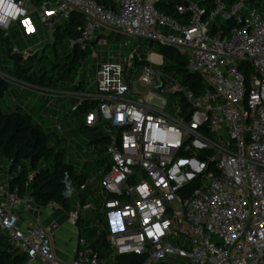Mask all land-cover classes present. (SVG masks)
<instances>
[{"label": "built area", "instance_id": "2783aa9c", "mask_svg": "<svg viewBox=\"0 0 264 264\" xmlns=\"http://www.w3.org/2000/svg\"><path fill=\"white\" fill-rule=\"evenodd\" d=\"M159 1L117 0L116 10L96 0H42L37 7L48 30L74 12L83 16L85 27L71 47L79 46L87 58L69 89L18 84L36 100L66 98L75 111L93 106L87 127H99L107 115L108 167L98 174L99 208L89 197L87 209L112 215L114 234L109 257L95 255L80 234L73 260L59 261L52 246L58 222L46 227L20 218L42 211L30 193L33 175L21 195L10 190L12 176L0 169V233L26 256L24 264H111L132 254L145 257L144 264H264V0L187 1L177 6V18L160 12ZM30 2L0 0L6 36L30 18ZM124 39L134 46L117 48ZM142 41L184 54L187 70L205 88L195 93L185 87L163 69L162 55L144 57ZM123 47L132 48L125 53ZM136 65H143L138 82L149 88L146 94L132 87ZM88 70L94 80L79 89ZM167 91L183 97L176 110L168 108ZM56 129L63 131L61 125ZM191 183L193 191L183 198L181 191ZM78 216L79 211L73 220Z\"/></svg>", "mask_w": 264, "mask_h": 264}, {"label": "trees", "instance_id": "16d2710c", "mask_svg": "<svg viewBox=\"0 0 264 264\" xmlns=\"http://www.w3.org/2000/svg\"><path fill=\"white\" fill-rule=\"evenodd\" d=\"M30 1L33 5L39 6L42 0ZM96 1L108 9H117V0ZM187 1L198 0H161L156 3V8L160 12L177 18L179 17L177 6ZM226 1L232 4L237 0ZM211 2L212 0H205L207 4H211ZM84 27L85 20L78 12L72 13L67 20L56 24L51 29V38H49V46L53 47L54 57H45L43 55L38 58L40 55L39 51L34 56L31 55L25 59L22 54H12V50L7 49V56L14 62L15 67L10 70L11 78L0 74V169H4V165L8 163L10 165V175L16 170L19 171L9 181V188L10 190L17 188L21 195H25L28 192V177L33 175L30 193L36 204L42 208L50 204H57L68 214L76 211L72 202L74 196L81 204H85L91 197L92 190L89 187L90 185L86 186L90 175L82 170L79 172L73 162L70 161L68 163L65 160V151L56 149V144L60 141L57 134L48 133L42 123L36 121L32 113L30 111L26 112L22 106L11 107L10 112H5L3 110V99L10 91V86L16 81L52 90L58 89L57 84L67 82L68 88L58 90L71 88L87 58V53L77 45L71 47V42L79 38ZM44 29L46 30L45 27ZM52 40L53 43H51ZM9 43L10 36H6L0 30V48H8ZM58 46L62 47L61 52H59ZM160 50L165 61L163 69L166 72L173 75L185 87L195 93H199L205 88L202 78L187 70V57L184 54L173 48L160 46ZM32 58H34V61H31ZM34 62H37V64L34 65ZM44 62H47L46 65L42 64ZM0 72H3L1 67ZM83 85V82H81L79 89H83ZM26 91L30 92L29 90ZM36 101L38 102L39 100ZM83 107H79L76 111H80ZM91 107L89 106V109ZM98 128L84 126L82 130L89 129L94 131L98 130ZM108 139L107 136L95 139V142L102 141L105 144L102 149L105 154H107ZM99 161L101 163L108 162V157L97 162ZM66 176H69V180L73 182L74 190L72 197L68 200L63 196L66 189L64 185ZM194 186L193 183L187 185L181 191V196L183 198L188 197ZM82 220L83 218L79 211L78 222L80 223ZM106 229L100 232L95 228L86 235L87 240L94 249L95 255L99 258L109 257L111 253L110 239L107 238ZM25 261L26 256L12 248L6 235L0 233V264H24ZM144 262L145 257L132 254L117 256L111 264H144ZM159 264L169 263L163 262Z\"/></svg>", "mask_w": 264, "mask_h": 264}, {"label": "rangeland", "instance_id": "374dc122", "mask_svg": "<svg viewBox=\"0 0 264 264\" xmlns=\"http://www.w3.org/2000/svg\"><path fill=\"white\" fill-rule=\"evenodd\" d=\"M261 1V0H257ZM250 5V3H248ZM36 5L32 6V13H34L33 17L37 18L39 17V13L37 12ZM50 9V6L48 7ZM222 22H220V25ZM25 26V25H24ZM15 31L21 34L22 32L26 33V26L23 28V25H14ZM52 30H45L42 31V40H39V46L36 49L35 53H33V56L40 51V55L38 58H41L43 55L45 57H54V51L53 47L49 46V38H51ZM35 34V32L33 33ZM51 40V39H50ZM111 44H113L114 40L108 39ZM130 42L132 43V46H134V40L132 39H124L117 43L116 47L119 48L120 45H124L125 43ZM53 43V40L52 42ZM141 47L144 57H150L151 55H161L160 45L158 43H151V42H141ZM132 47H123V51L127 53ZM4 49V50H3ZM59 52H61L62 47L58 46ZM5 47L0 48V67L1 70L6 73L7 75H12L10 73V70L15 67L14 62L9 59L5 53ZM3 59V60H2ZM2 61H5L6 63H3ZM31 61H34V58L31 59ZM32 63V62H31ZM47 62L42 63L43 65H46ZM37 64V62H34V65ZM138 66V67H137ZM142 66L136 65L137 75L133 77L132 79V87L140 94H146L149 91L148 87L142 86L138 82V77L143 73ZM160 66H154L155 69H159ZM10 73V74H9ZM86 84H84V88H87L91 85V80H94V76L90 73L88 70V73L85 76ZM58 89L62 88H68L69 85L67 82L59 83L57 84ZM57 89V90H58ZM9 94H7L3 99V110L5 112H10L11 107H19L22 106L23 109L28 112L31 108L30 104V98H25L26 96L23 95V92H28L24 90L19 84L13 83L9 88ZM17 90L16 93L13 95H10L11 91ZM132 93V92H131ZM22 95V96H21ZM21 96V99L18 100V97ZM164 99L168 103V108L171 110H176L182 101L183 97L180 94L173 95L170 93V91H167L164 94ZM50 100V99H49ZM47 101L45 106L41 108L38 115L34 117L36 121L39 120L40 123H42L44 129L48 133H54L57 134L60 138V141L57 142L56 149L57 150H64L65 151V160L69 163L70 161L74 163L75 168L80 172L81 170L84 172H87L88 175H90V179H93L94 177H97L95 186L96 195L99 193L98 189V183L100 182V176L99 171L103 173L107 167L108 162L105 161L101 163L98 160H101L105 157H107V154H105V151L102 150L103 147H105V144L102 141L95 142L96 138L101 137H109L111 133V127L109 125V122L105 119L107 115L104 117V119L101 122V125L99 126L98 130L90 131L89 129L82 130L84 126H86L85 123V116L87 113V109H89V105L86 103L83 108L80 109V111L75 112V107L73 106V102L69 99H61L60 102H56L53 104L52 109L48 108V105L50 104V101ZM21 103V104H19ZM32 104V103H31ZM34 104V103H33ZM58 106H62V109H58ZM61 125L63 128L62 132L57 131L56 126ZM56 138V137H55ZM10 165L6 163L4 165V171L1 173L4 175H7L9 172ZM19 173L18 170L14 171L11 176L15 177ZM93 192V190H92ZM93 195V201H96V204H99V199L96 198L95 192L92 193ZM73 207L76 211H80L83 220L79 223V231L80 233L87 237V233L91 231L92 229L97 228L100 232L104 231L105 228L107 231V238H111L114 234L113 229L110 226V220L108 214H101L99 211L94 209H87L88 206V200L85 204H81L77 201L76 197L74 196V199L72 200ZM174 208H177L176 204H173ZM84 233V234H83ZM171 264H185L183 261L180 260H170Z\"/></svg>", "mask_w": 264, "mask_h": 264}, {"label": "crops", "instance_id": "0c3cea01", "mask_svg": "<svg viewBox=\"0 0 264 264\" xmlns=\"http://www.w3.org/2000/svg\"><path fill=\"white\" fill-rule=\"evenodd\" d=\"M32 6L34 5L30 2L28 4L30 18L27 20H21L16 25L19 26L22 24L24 28L25 27L24 25L27 22L29 23V25L31 26L30 27L31 30H33L35 34H33L34 32L29 34L27 29H26V33L22 32L21 30V34H19L18 32L15 31V27L14 28L12 27L9 32V36H10L9 46L8 48H5L6 50L5 52L3 51V53L6 54V56H7V49L12 50V54L19 53V54L24 55L25 53H29L31 56L33 55V53H35L36 49L38 48L39 40H42L41 34H42L44 27L42 26L40 17H37V18L33 17L34 13H32L33 12ZM30 56H28V58ZM2 62L6 63L5 61H2ZM8 76L11 77V75H8ZM16 83L18 84L19 82L16 81ZM16 91L17 90L11 91L10 95H12V93L14 95ZM7 94H9V92ZM23 95L26 96L25 98L31 99L30 104H28V106L31 105V108L29 111L32 113L34 117L38 115L41 108L45 106L46 102L49 100L48 98V99L39 100L37 102L36 95L31 92H25V93L23 92ZM21 96L18 97V100L21 99ZM61 99H58V101H54L53 104H55L56 102H60ZM49 101H50V104L48 105V108L52 109V106H53L52 100L50 99ZM62 108L63 107L61 106V109ZM39 120L40 119H38V122ZM89 187L91 190H93V192H95V195H96L94 184H91ZM91 197H93V195H91ZM93 202L96 203V201H93ZM97 206L98 205L96 204V207ZM77 212L78 211H74L68 214L60 206L58 208H50V206H47L45 208H42V211L38 215L36 214L30 215V214L22 213L20 214V218L23 222L27 224L33 221H37L46 227H48L52 222H58L59 228L52 237L53 253L59 261L70 263L73 260V257L75 254L77 238L81 234L78 229L79 228L78 220L74 221L72 218V215ZM108 216H109V220L114 219L112 215L108 214ZM168 263L171 264L170 262Z\"/></svg>", "mask_w": 264, "mask_h": 264}, {"label": "water", "instance_id": "95a60500", "mask_svg": "<svg viewBox=\"0 0 264 264\" xmlns=\"http://www.w3.org/2000/svg\"><path fill=\"white\" fill-rule=\"evenodd\" d=\"M162 91V88H161ZM64 185L66 187L63 196L66 200L70 199L73 195V182L69 180V176H66L64 180Z\"/></svg>", "mask_w": 264, "mask_h": 264}]
</instances>
